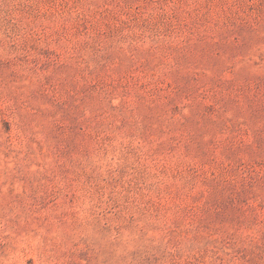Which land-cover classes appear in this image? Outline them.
<instances>
[{
	"label": "rangeland",
	"instance_id": "obj_1",
	"mask_svg": "<svg viewBox=\"0 0 264 264\" xmlns=\"http://www.w3.org/2000/svg\"><path fill=\"white\" fill-rule=\"evenodd\" d=\"M0 264H264V0H0Z\"/></svg>",
	"mask_w": 264,
	"mask_h": 264
}]
</instances>
